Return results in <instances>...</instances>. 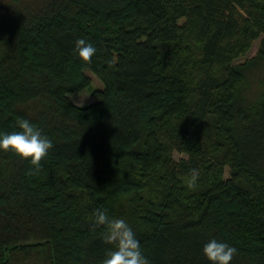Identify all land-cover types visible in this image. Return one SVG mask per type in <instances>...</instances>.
<instances>
[{"label":"trees","instance_id":"16d2710c","mask_svg":"<svg viewBox=\"0 0 264 264\" xmlns=\"http://www.w3.org/2000/svg\"><path fill=\"white\" fill-rule=\"evenodd\" d=\"M22 119L53 147L39 171L0 150V264H102L97 209L149 264H211L212 239L264 264V0H0V134Z\"/></svg>","mask_w":264,"mask_h":264},{"label":"clouds","instance_id":"9594fccd","mask_svg":"<svg viewBox=\"0 0 264 264\" xmlns=\"http://www.w3.org/2000/svg\"><path fill=\"white\" fill-rule=\"evenodd\" d=\"M75 51L80 59L90 64L97 48L80 38L75 42ZM108 63L111 67L112 61ZM18 128L19 131L0 134V150L10 151L21 159L29 160L35 170L39 171L40 162L53 147L52 141L27 119L18 121ZM198 178L199 170L193 169L189 174L187 187L194 188ZM94 222L97 227L106 228L103 241L114 246L113 250L107 252L102 264H149L148 258L141 251L136 234L124 219L109 218L106 211L97 209ZM203 254L211 264H231L237 249L212 239L203 247Z\"/></svg>","mask_w":264,"mask_h":264},{"label":"rangeland","instance_id":"374dc122","mask_svg":"<svg viewBox=\"0 0 264 264\" xmlns=\"http://www.w3.org/2000/svg\"><path fill=\"white\" fill-rule=\"evenodd\" d=\"M259 43H260V38L254 40L251 43V46L249 47V50L246 52L244 56H241L240 58L236 59L235 62H243L248 58H251L254 56L259 48ZM85 73L90 77L91 79V86L89 88L76 91L73 93H69L68 97L71 99V101L79 107H85L90 105L91 103L94 102V99L92 97V88L97 87V88H102L103 84L102 82L95 76L92 72L90 71H85ZM256 78H249V86L246 88V92L250 94H254L258 91L259 89V82L256 81ZM173 156L175 159H180L182 157H186L184 153H179V152H174ZM225 177L228 176V169H225Z\"/></svg>","mask_w":264,"mask_h":264}]
</instances>
